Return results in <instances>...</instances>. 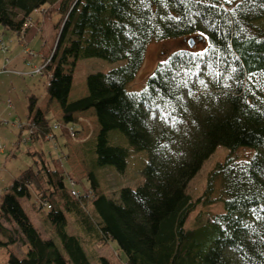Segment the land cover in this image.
Instances as JSON below:
<instances>
[{
	"label": "trees",
	"instance_id": "trees-1",
	"mask_svg": "<svg viewBox=\"0 0 264 264\" xmlns=\"http://www.w3.org/2000/svg\"><path fill=\"white\" fill-rule=\"evenodd\" d=\"M47 1L0 0V25L21 32ZM58 11L57 42L39 73L48 77V104L60 106L56 130L93 161L90 189L76 190L77 179L43 158L22 171L0 195V228L2 220L12 224L11 242L19 237L26 246L25 257L11 252L7 264H92L82 236L89 244L115 241L127 264H264V0H59ZM195 36L204 39L200 51L188 45ZM170 38H184L188 46L159 62L144 88L128 90L147 45ZM79 57L125 63L89 74L87 94L70 101ZM79 113L96 119L94 136L81 138V130L68 126ZM28 119L32 138H57L35 95ZM112 131L149 152L143 183L120 188L116 197L98 193L95 173L98 166L126 168L127 149L109 143ZM218 146L230 153L193 200L187 186ZM241 149L255 152L242 160L235 155ZM217 190L223 211L188 229L190 213ZM32 196L34 209L48 208L62 249L42 237L23 208L20 199ZM67 213L73 234L66 230Z\"/></svg>",
	"mask_w": 264,
	"mask_h": 264
},
{
	"label": "rangeland",
	"instance_id": "rangeland-1",
	"mask_svg": "<svg viewBox=\"0 0 264 264\" xmlns=\"http://www.w3.org/2000/svg\"><path fill=\"white\" fill-rule=\"evenodd\" d=\"M58 6L59 0L47 1L40 10L30 15L27 21L28 31L21 35L13 33L0 25V32L2 35L5 34L2 37L8 48L6 54H0V69L5 66L2 61L3 57L7 59L6 66L8 69V72L0 74V148L3 147V151L0 150V195H3L22 171L34 166L35 162L40 161L42 158L46 160L50 168H55V162H57L65 172H69L71 177L77 179V183L73 186L76 190L83 192L90 189V182L86 175L92 170L93 161L82 151L79 143L69 140L62 134L60 129L54 130L57 135L55 139H45L41 135L32 138L30 135L31 127H26L29 120L28 105L31 95L37 96L38 106L45 109L46 119L51 127L54 123L61 121L59 104L56 101L48 104L49 98L46 94L47 75L35 73L36 70L40 69L43 60L50 56L54 49L58 24L60 22L62 24ZM261 27L264 28V25H261ZM195 41L194 46L190 48L200 51L204 47V39L195 36ZM188 45L184 38L154 40V42L149 43L143 65L135 78L128 83L127 89L135 91L144 88L149 75L159 62L170 53L185 49ZM24 47L31 49L35 54L34 57L25 58L27 59L26 62L22 58ZM14 61H19L21 67L12 66L10 68V63L13 64ZM124 63L123 60L111 62L98 57H79L73 68V82L69 100L73 101L87 94L86 80L89 74L99 71L107 72ZM22 67L23 69L19 70ZM76 118L77 122H71L68 126L81 130V138H89L97 133L98 123L93 115H76ZM156 121L162 125L165 119L162 115H159L156 117ZM20 124L25 127H19ZM109 143L127 149L126 168L124 172H119L111 165L98 166L95 173L100 185L98 193L116 197L119 195L120 188L126 186L136 188L143 183V169L148 163L149 152L136 149L119 131L110 133ZM254 152L253 149H247L246 151L241 149L236 151L235 155L242 160H246L243 158H250V155ZM229 153L225 147L218 146L215 152L204 161L199 172L190 180L187 186V193L193 200L203 196L207 187L209 172L218 162L223 161ZM66 183L69 185L68 180H66ZM211 197L213 199L210 203L201 202L190 213L186 222L188 229L201 226L214 214L223 211L222 199L216 201V198L219 197V191H215ZM20 202L42 237L53 239L62 249L60 239L46 217L48 208L34 209L32 207L33 202L38 206V201L34 196L29 199L21 198ZM67 218L69 225H67L66 230L68 233L73 234V232H76V226L71 220L69 221L73 217L67 213ZM1 225L4 229L0 228V264H7L8 255L11 252L18 257H25L26 246L22 239L16 237V241L11 242L13 239L11 234H16L12 224L2 220ZM81 234L76 235L81 237ZM81 239L84 250L92 264H98V262L100 264V257H105L111 264H127L125 252L119 248L115 241L111 240L109 243L102 245L89 244L86 239L83 240V236Z\"/></svg>",
	"mask_w": 264,
	"mask_h": 264
},
{
	"label": "built area",
	"instance_id": "built-area-1",
	"mask_svg": "<svg viewBox=\"0 0 264 264\" xmlns=\"http://www.w3.org/2000/svg\"><path fill=\"white\" fill-rule=\"evenodd\" d=\"M0 50H1L2 52H5V51L7 50V47H6V45L4 44V42L1 40V38H0ZM24 54H25L26 57H29V58L35 56L34 52H33L32 50H30L29 48H25V50H24ZM36 71H38V70H36ZM58 127H59V124H58V123H54V124H53V129H58ZM69 131H70V134H71V136L73 137V139L76 140V138H75V134H74V132L71 130V128H70ZM0 150L2 151V147L0 148ZM72 193H73L74 195H78V192H76L75 190H73ZM45 205H46V204H45Z\"/></svg>",
	"mask_w": 264,
	"mask_h": 264
},
{
	"label": "crops",
	"instance_id": "crops-1",
	"mask_svg": "<svg viewBox=\"0 0 264 264\" xmlns=\"http://www.w3.org/2000/svg\"><path fill=\"white\" fill-rule=\"evenodd\" d=\"M28 31V30H27ZM3 33V32H2ZM28 33V32H27ZM26 33V34H27ZM18 34V33H17ZM5 34L3 33V35L2 36H4ZM4 39V38H3ZM0 54H2L1 52H0ZM4 60V57L2 58V61ZM3 63H4V61H3ZM6 63H4V65H5ZM12 66H16L17 68H20L21 66H20V64H19V61H14L13 62V64H11L10 63V68L12 67ZM23 69V67L21 68V69H19V70H22ZM4 72H8V69H7V67H6V69L5 70H0V74L1 73H4ZM42 109V111L43 112H45V109L44 108H41ZM46 113V112H45ZM82 114H84V115H86L87 116V114H91V113H79V114H76V115H82Z\"/></svg>",
	"mask_w": 264,
	"mask_h": 264
},
{
	"label": "water",
	"instance_id": "water-1",
	"mask_svg": "<svg viewBox=\"0 0 264 264\" xmlns=\"http://www.w3.org/2000/svg\"><path fill=\"white\" fill-rule=\"evenodd\" d=\"M189 44H190V46H193L194 42L191 40V41H189Z\"/></svg>",
	"mask_w": 264,
	"mask_h": 264
},
{
	"label": "bare ground",
	"instance_id": "bare-ground-1",
	"mask_svg": "<svg viewBox=\"0 0 264 264\" xmlns=\"http://www.w3.org/2000/svg\"><path fill=\"white\" fill-rule=\"evenodd\" d=\"M167 46V45H166Z\"/></svg>",
	"mask_w": 264,
	"mask_h": 264
}]
</instances>
